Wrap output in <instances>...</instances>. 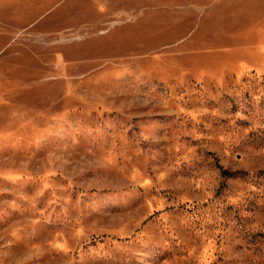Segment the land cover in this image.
Instances as JSON below:
<instances>
[{"label": "rangeland", "instance_id": "374dc122", "mask_svg": "<svg viewBox=\"0 0 264 264\" xmlns=\"http://www.w3.org/2000/svg\"><path fill=\"white\" fill-rule=\"evenodd\" d=\"M0 264H264V0H0Z\"/></svg>", "mask_w": 264, "mask_h": 264}]
</instances>
